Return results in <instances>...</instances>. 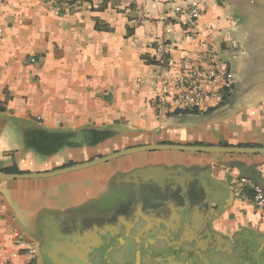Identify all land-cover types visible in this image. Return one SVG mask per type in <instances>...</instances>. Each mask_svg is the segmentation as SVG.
I'll return each instance as SVG.
<instances>
[{
    "label": "crops",
    "instance_id": "obj_1",
    "mask_svg": "<svg viewBox=\"0 0 264 264\" xmlns=\"http://www.w3.org/2000/svg\"><path fill=\"white\" fill-rule=\"evenodd\" d=\"M57 1L0 0V173L19 175L0 180V211L16 264L27 261L17 230L36 244L57 230L89 264L106 263L101 249L112 240L155 245L171 231L176 254L187 245L188 264H264V225L244 229L252 204L229 186L249 173L264 183V152L156 149L59 171L145 145L264 148V18H244L264 12V0H204L194 36L217 46L233 31L236 84L218 107L169 114L157 112L155 50L146 45L163 34L168 4L92 0L60 10ZM191 42L184 36L176 55ZM176 215L178 228L160 223ZM154 253L150 264H187L164 244Z\"/></svg>",
    "mask_w": 264,
    "mask_h": 264
},
{
    "label": "built area",
    "instance_id": "obj_2",
    "mask_svg": "<svg viewBox=\"0 0 264 264\" xmlns=\"http://www.w3.org/2000/svg\"><path fill=\"white\" fill-rule=\"evenodd\" d=\"M163 1L168 4L160 16L163 34H152L146 44L155 50L159 81L155 101L157 112L207 111L220 106L226 102L236 84L232 63L241 49L239 40L231 29L224 30L223 40L217 46L213 40L204 41L194 36L205 12L204 0ZM70 6L62 3L59 9ZM184 36L192 38V47L180 49L181 54L177 56ZM229 186L235 199L252 204V212L244 217L245 224L261 230L264 225V187L238 175L230 177ZM3 223L0 211V264H16L7 251ZM15 243L27 257L25 264H36L38 250L35 241L17 230Z\"/></svg>",
    "mask_w": 264,
    "mask_h": 264
},
{
    "label": "flooded vegetation",
    "instance_id": "obj_3",
    "mask_svg": "<svg viewBox=\"0 0 264 264\" xmlns=\"http://www.w3.org/2000/svg\"><path fill=\"white\" fill-rule=\"evenodd\" d=\"M166 208V206H164V209ZM204 212H206V210H204ZM208 212V211H207ZM189 209H186L185 211V216H184V222L182 224V231H181V238L182 235L184 236V233H185V230H186V225L189 223ZM177 218L178 216L176 215L175 218L173 220H170V221H165L166 223H162L160 222L161 224H171L173 226H177L178 223H177ZM140 221L142 222H145V220L140 217L139 218ZM176 221V222H175ZM174 222V223H173ZM148 222L146 223H143V224H147ZM157 223L159 222H156L155 224L157 225ZM119 224V223H118ZM177 224V225H176ZM179 225L181 226V224L179 223ZM179 225L177 226V228L179 227ZM244 229H249L251 231H256L258 232V229H254L248 225H245ZM60 232H58L57 230H52L50 233H49V236H47L46 238H43V239H37V250H38V256L42 262V264H89V261L83 259V258H79V255L77 253V250L76 248L72 247L70 244L68 243H65L66 240L68 242V239L65 238V239H62V237L59 235ZM67 233H70V232H67ZM134 233H138L137 231H135ZM165 235V234H164ZM171 235L174 236V234H172V231H171ZM214 235L215 236H219L218 233H215L214 232ZM169 236V235H167ZM167 236H163L162 239H157L155 245L158 243V241H162V243L164 244L165 248L167 250H170V253L174 256L177 257L178 254H176V249H174L172 247V242L170 241L171 240V237L173 236H170V237H167ZM170 238V239H169ZM116 242L117 239H115ZM145 241V239H144ZM148 239H146V241L144 243H138L137 241V244L141 245L142 248L144 247H154L155 245L154 244H148ZM140 242V241H139ZM155 242V241H154ZM182 253L179 254V259H177V262H180V261H184L185 260L187 261L186 263H190V260H191V255L189 254L188 252V247L186 244H184L183 246L180 247L179 249ZM152 255L154 256L155 253L153 251ZM184 257V259L182 258ZM159 263V262H158ZM156 264V263H155Z\"/></svg>",
    "mask_w": 264,
    "mask_h": 264
},
{
    "label": "rangeland",
    "instance_id": "obj_4",
    "mask_svg": "<svg viewBox=\"0 0 264 264\" xmlns=\"http://www.w3.org/2000/svg\"><path fill=\"white\" fill-rule=\"evenodd\" d=\"M244 15H245L244 17L245 21H247L248 23L251 22V20H255L257 18H264V12H255L251 10L245 12ZM239 16L240 15H236V19H238ZM243 46L244 48L247 49V47L248 48L250 47V44ZM262 48H264V45H262ZM261 51L262 53H264V49H262ZM262 63H264V60L261 61V64ZM260 68H264V65L260 66ZM262 71H264V69ZM262 74L264 76V72ZM245 79L250 82L251 78L246 77ZM111 199H121V198L117 196L116 197L113 196ZM161 244H163L162 241H158L157 245H161ZM101 251L105 252L107 255V258L105 259L106 260L105 264H150L155 259V257L152 255L154 251V247L142 248L141 245L138 246L136 239H133V241L128 240L126 243L122 245H120L115 240H112L110 244H108L105 248H102ZM218 263L228 264L227 259H224L222 257L220 261H218Z\"/></svg>",
    "mask_w": 264,
    "mask_h": 264
},
{
    "label": "water",
    "instance_id": "obj_5",
    "mask_svg": "<svg viewBox=\"0 0 264 264\" xmlns=\"http://www.w3.org/2000/svg\"><path fill=\"white\" fill-rule=\"evenodd\" d=\"M156 149H181V150H193V151H200V152H222V153H260V152H264V148L241 147V146H191V145H174V144L145 145V146L131 147V148L123 149L120 151H116L114 153L97 158L88 163L66 167L59 171H68V170H74L78 168H84V167H88L91 165L101 164V163L107 162L109 160L130 154V153L156 150ZM45 174H52V173H45ZM16 176H19V175L0 173V180H8ZM247 176H244V177L251 178L255 183L264 187V183L260 179L256 178L254 175L249 173Z\"/></svg>",
    "mask_w": 264,
    "mask_h": 264
},
{
    "label": "trees",
    "instance_id": "obj_6",
    "mask_svg": "<svg viewBox=\"0 0 264 264\" xmlns=\"http://www.w3.org/2000/svg\"><path fill=\"white\" fill-rule=\"evenodd\" d=\"M84 1H92V0H58L57 5L62 4V3H67L68 5H73L79 2H84ZM0 109H2L0 107Z\"/></svg>",
    "mask_w": 264,
    "mask_h": 264
}]
</instances>
